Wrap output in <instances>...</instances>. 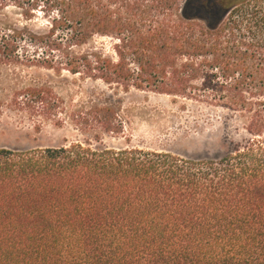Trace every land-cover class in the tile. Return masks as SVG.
Masks as SVG:
<instances>
[{"label":"trees","instance_id":"16d2710c","mask_svg":"<svg viewBox=\"0 0 264 264\" xmlns=\"http://www.w3.org/2000/svg\"><path fill=\"white\" fill-rule=\"evenodd\" d=\"M243 1L15 0L44 8L48 28L4 23L0 65L219 105L245 137L201 159L82 140L0 146V264H264V10ZM10 107L57 124L64 112L37 83ZM95 114L117 131L112 105Z\"/></svg>","mask_w":264,"mask_h":264},{"label":"rangeland","instance_id":"374dc122","mask_svg":"<svg viewBox=\"0 0 264 264\" xmlns=\"http://www.w3.org/2000/svg\"><path fill=\"white\" fill-rule=\"evenodd\" d=\"M253 4L264 10V0H244L238 6ZM26 7V3L19 5L15 0H0V27L9 23L46 30L44 8L27 11ZM25 13H31L32 18L25 19ZM95 42L107 46L104 39L96 38ZM33 83L52 87L60 97L64 112L59 124L10 107L14 89ZM99 103L115 108L112 119L117 131L101 130L95 114ZM78 111L82 117L75 120L72 113ZM244 137L241 118L219 105L134 88L124 91L65 70L20 63L0 65V146L26 149L82 140L92 145L136 146L201 159L224 154L232 148V141Z\"/></svg>","mask_w":264,"mask_h":264}]
</instances>
